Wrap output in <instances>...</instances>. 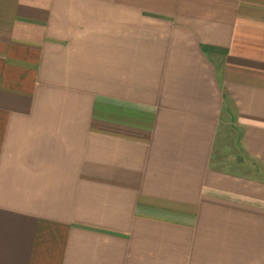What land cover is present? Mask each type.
I'll list each match as a JSON object with an SVG mask.
<instances>
[{"label": "crops", "instance_id": "0c3cea01", "mask_svg": "<svg viewBox=\"0 0 264 264\" xmlns=\"http://www.w3.org/2000/svg\"><path fill=\"white\" fill-rule=\"evenodd\" d=\"M0 264H264V0H0Z\"/></svg>", "mask_w": 264, "mask_h": 264}]
</instances>
